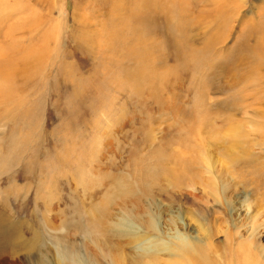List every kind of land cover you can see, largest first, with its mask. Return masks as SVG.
Segmentation results:
<instances>
[{"label":"rangeland","instance_id":"obj_1","mask_svg":"<svg viewBox=\"0 0 264 264\" xmlns=\"http://www.w3.org/2000/svg\"><path fill=\"white\" fill-rule=\"evenodd\" d=\"M122 1L0 7V264H264V0Z\"/></svg>","mask_w":264,"mask_h":264},{"label":"bare ground","instance_id":"obj_2","mask_svg":"<svg viewBox=\"0 0 264 264\" xmlns=\"http://www.w3.org/2000/svg\"><path fill=\"white\" fill-rule=\"evenodd\" d=\"M168 1L169 0H134V5H132L129 8V11L132 14H134V16L136 17V20L138 22V25L139 24H143L144 22L145 23H152V22L155 21V20L153 21V18L156 19V17H158L157 15L158 14L160 15V13L162 11L165 14H169V13H167L168 4H169ZM6 2H7V0H0V4H3L0 7H2L4 9L5 8V5H6ZM115 3H116L115 4V7L113 6V8H112L114 10V13H116V12L117 13H122V11L125 10V14H126L127 10H126V8L124 9V7H123L124 6L123 1L121 0V3L119 5H117V0H116ZM220 15H222V17L219 18L221 20H220L219 23H217V25L215 23V26H218L221 22L222 23L225 22L224 21V17H226V16L224 14H222V13H220L219 16ZM1 25H4V22L1 21ZM250 37L252 38V35H250L249 38ZM262 37L264 38V36H262ZM252 41H254V39ZM256 42H259V43L257 45H255V44L252 45V46H254V48L251 50V53H250L251 56L250 57L254 60V62H256V63H259L260 62V64H261V63H264V44H263V41L260 40L258 37L256 39ZM0 52H1V49H0ZM125 221L127 222V220H125ZM130 225H132L131 229L134 232L135 231L134 230L135 229V227H134L135 224L132 223V222H130V223L127 222L126 227L127 228L129 227L130 228ZM248 247H249V249H251L252 247L256 248V246L254 245V242L251 243V245H248ZM169 250H170V248H169ZM171 250L170 251L172 253L171 252L170 253L173 254V251H176L177 249L174 250L172 248ZM199 251L202 252L201 248H200ZM178 253H182V252H178ZM178 253H176V254H178ZM238 255H239V258L236 256V259H239V263L238 264H263L259 260L258 254L256 252L254 253L253 251H250L249 250L248 252L245 253V256L243 258L241 256V252H239ZM189 263L192 264L191 262H189Z\"/></svg>","mask_w":264,"mask_h":264}]
</instances>
